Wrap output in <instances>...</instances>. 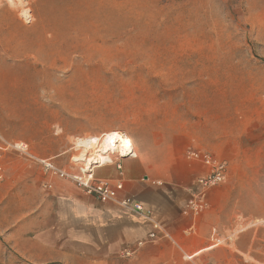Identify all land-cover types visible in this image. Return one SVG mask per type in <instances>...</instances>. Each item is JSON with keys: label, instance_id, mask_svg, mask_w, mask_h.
I'll list each match as a JSON object with an SVG mask.
<instances>
[{"label": "rangeland", "instance_id": "1", "mask_svg": "<svg viewBox=\"0 0 264 264\" xmlns=\"http://www.w3.org/2000/svg\"><path fill=\"white\" fill-rule=\"evenodd\" d=\"M14 1L37 55L14 63L3 98L51 114L70 160L98 150L83 154L79 140L113 132L136 157L226 151L254 178L244 191L264 226V0Z\"/></svg>", "mask_w": 264, "mask_h": 264}, {"label": "crops", "instance_id": "2", "mask_svg": "<svg viewBox=\"0 0 264 264\" xmlns=\"http://www.w3.org/2000/svg\"><path fill=\"white\" fill-rule=\"evenodd\" d=\"M31 27L14 0H0V146L22 142L34 157L0 149V264H188L186 257L199 264H264V226L255 224L253 194L244 191L254 178L240 174L243 161L226 151L218 158L227 164V179L207 192L199 213L189 207L195 179L205 172L197 161L151 159L140 151L90 166L96 180L122 181L119 199L133 198L147 217L100 203L45 171L39 160L73 175L87 166L70 160L68 135L52 133L51 114L27 112L29 97L3 98L2 81L16 73L14 63L37 55ZM150 233L155 239L148 241Z\"/></svg>", "mask_w": 264, "mask_h": 264}, {"label": "built area", "instance_id": "3", "mask_svg": "<svg viewBox=\"0 0 264 264\" xmlns=\"http://www.w3.org/2000/svg\"><path fill=\"white\" fill-rule=\"evenodd\" d=\"M117 135L115 138L108 140L110 145L120 144V139L127 137L124 133L115 132ZM4 146H0V149L11 150L25 158L34 159L33 155L29 151L27 144L18 142L14 144L3 143ZM129 148V147H127ZM133 148V146H132ZM117 154L118 158L122 157L119 152L113 153ZM133 149V153L129 152L125 157L136 158V154ZM133 156V157H132ZM187 158L192 161H197L205 167V172L199 175L194 182V191L192 192V200L189 203V207L194 213H199L203 211L206 207V195L207 192L216 186L225 183L227 179V164L220 160L217 156L213 155L207 151L201 150H190L187 152ZM39 163L43 166L45 171L57 176L61 179L69 180L75 184V186L81 189L84 194L94 197L100 203L115 202L122 209L128 211L131 214L138 215L141 217H147L148 212L143 208V206L135 201L131 197H124L119 199V194L123 191L122 181H106V180H96L92 176L91 168H81L79 174L73 175L65 171H62L51 164L48 160H39ZM117 168L120 170V165L117 164ZM2 176L0 175V179ZM155 234L150 233L148 235V241L154 240ZM188 264H199L194 262L193 257H186Z\"/></svg>", "mask_w": 264, "mask_h": 264}, {"label": "bare ground", "instance_id": "4", "mask_svg": "<svg viewBox=\"0 0 264 264\" xmlns=\"http://www.w3.org/2000/svg\"><path fill=\"white\" fill-rule=\"evenodd\" d=\"M22 14L25 18H28V12L27 10L22 11ZM116 133H110V134H106L103 138L101 139H97V141L95 139H88V140H79V146L83 149V154H85L87 152V150L95 147L97 145V149L95 150V152H93V154L95 155L93 158L90 159H81V161H84V163H86L87 168L90 167L91 165H95V164H104V163H108L111 162V154L115 153V152H119L120 151V155L122 157H125L129 152L133 153V148L130 144V140L128 137L125 138H121L120 139V144L116 145V144H112L110 145L108 143V140L111 138H115L116 137ZM129 147V148H127ZM89 154V153H88ZM90 155V154H89ZM135 155V154H134ZM86 156V155H82ZM136 156V155H135ZM92 157V156H91ZM133 157V156H132Z\"/></svg>", "mask_w": 264, "mask_h": 264}]
</instances>
